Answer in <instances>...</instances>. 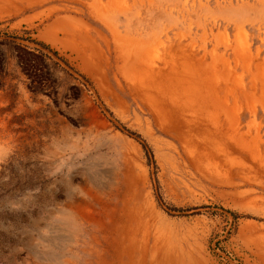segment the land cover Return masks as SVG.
I'll return each mask as SVG.
<instances>
[{"label": "rangeland", "instance_id": "rangeland-1", "mask_svg": "<svg viewBox=\"0 0 264 264\" xmlns=\"http://www.w3.org/2000/svg\"><path fill=\"white\" fill-rule=\"evenodd\" d=\"M0 41V264H264V0H0Z\"/></svg>", "mask_w": 264, "mask_h": 264}, {"label": "trees", "instance_id": "trees-1", "mask_svg": "<svg viewBox=\"0 0 264 264\" xmlns=\"http://www.w3.org/2000/svg\"><path fill=\"white\" fill-rule=\"evenodd\" d=\"M14 46V48H19L21 49L23 52L27 53V54H30L29 51H27L25 48L21 47L20 45L16 44L15 42H11ZM3 44V42L0 41V46ZM6 44V42H5ZM0 53H1V49H0ZM29 66V65H28Z\"/></svg>", "mask_w": 264, "mask_h": 264}]
</instances>
